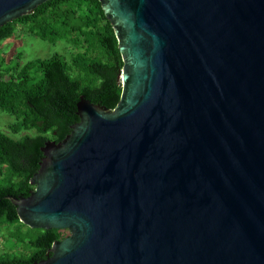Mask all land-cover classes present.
<instances>
[{"label": "water", "instance_id": "water-1", "mask_svg": "<svg viewBox=\"0 0 264 264\" xmlns=\"http://www.w3.org/2000/svg\"><path fill=\"white\" fill-rule=\"evenodd\" d=\"M49 0H0V28ZM122 58L113 110L79 98L47 141L33 264H264V0H97Z\"/></svg>", "mask_w": 264, "mask_h": 264}, {"label": "trees", "instance_id": "trees-1", "mask_svg": "<svg viewBox=\"0 0 264 264\" xmlns=\"http://www.w3.org/2000/svg\"><path fill=\"white\" fill-rule=\"evenodd\" d=\"M17 25L48 42L70 43L75 54L70 60L54 54L44 59L13 67L8 80L0 79V112L15 118L12 134L35 131L15 140L0 132V225L21 224L15 207L7 199L27 197L30 179L43 157L47 141L61 142L79 119L76 105L83 96L89 102L113 110L121 95L123 66L113 29L97 0H49L31 15L0 28V43L11 38ZM29 255H0V264H33L46 258L63 231L35 230Z\"/></svg>", "mask_w": 264, "mask_h": 264}, {"label": "rangeland", "instance_id": "rangeland-1", "mask_svg": "<svg viewBox=\"0 0 264 264\" xmlns=\"http://www.w3.org/2000/svg\"><path fill=\"white\" fill-rule=\"evenodd\" d=\"M75 47L66 42L49 44L31 35L27 28L17 25L14 35L0 43V79L8 80L13 75V67H21L27 63L47 59L54 54H59L70 60L75 54ZM15 123V118L6 113L0 112V132L10 135L15 140L21 139L25 135L34 136L35 131L22 132L14 135L9 127ZM4 184L3 176H0V185ZM65 237L67 231H63ZM36 236L35 230H31L22 224L12 226L0 225V255L14 254L29 255L33 249L29 246V241Z\"/></svg>", "mask_w": 264, "mask_h": 264}]
</instances>
